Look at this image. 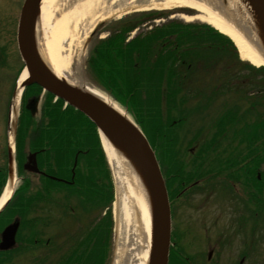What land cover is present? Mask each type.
Masks as SVG:
<instances>
[{
    "label": "trees",
    "instance_id": "trees-1",
    "mask_svg": "<svg viewBox=\"0 0 264 264\" xmlns=\"http://www.w3.org/2000/svg\"><path fill=\"white\" fill-rule=\"evenodd\" d=\"M153 16L154 13H138L123 20L118 32H113L96 44L90 56V65L98 82L129 109L137 123L164 149L170 128L175 126L173 120L182 124L189 116L209 108L225 90L240 92L238 87L208 83V70L222 80H230L240 76V65L253 68L236 59L235 48L226 36L204 25L171 21L125 41L132 28ZM211 53L218 54L219 58ZM259 71L264 74L263 68H259ZM245 77L250 79L248 75ZM258 102L252 101L243 110L234 104L222 110L214 122L217 132L213 136L217 139L224 135V130L231 132L227 133L226 154L233 149L230 146L236 136L240 134V141L247 139L251 148L250 165L246 164L247 156L238 151L235 145L231 156L214 154L216 148L213 146L222 145L212 139L199 145L198 153L203 160L219 164L220 169L234 168L235 176L250 175L253 187L260 191L262 183L257 180L256 174L264 160V109L256 110L249 120L250 112L254 111L251 108ZM261 104L264 106V100ZM77 120L64 119L56 123L60 128H69L74 124L77 130L74 140L91 142V152L87 153V170L77 173L70 192L80 197L84 209L96 206L101 211L109 207L112 200L110 174L94 126L90 122L85 125L78 117ZM240 154L242 157L238 160ZM232 161L236 162L234 166ZM239 162H244V165ZM110 226L108 209L104 216L90 222L75 241L65 247L58 246L54 251L55 259L43 256L37 259L36 264H107L111 247ZM9 262L7 257L0 259V264Z\"/></svg>",
    "mask_w": 264,
    "mask_h": 264
},
{
    "label": "bare ground",
    "instance_id": "bare-ground-1",
    "mask_svg": "<svg viewBox=\"0 0 264 264\" xmlns=\"http://www.w3.org/2000/svg\"><path fill=\"white\" fill-rule=\"evenodd\" d=\"M211 5L204 0H40L36 27L39 53L51 73L58 78L75 82L73 75L67 69L73 46L75 42L79 44L81 37L85 36L97 22L109 16H117L128 9L184 6L198 12L191 17L185 16L186 20L199 19L207 22L232 39L243 59L256 66L264 65V44L257 40L259 31L256 29L253 33L256 41L246 31H238L226 16V12L237 5L235 1L225 11L217 10ZM26 74L25 71L21 72L18 85L25 79ZM76 82L82 83L79 80ZM88 91L101 97L107 104L110 103L109 105L114 109L123 113L121 108L111 102L108 96L101 91L90 86H88ZM101 142L114 175L118 199L116 212L120 213L126 225L138 228V241H143L145 245L140 243L144 247L137 248V255H141V264L143 260L146 264L151 247L152 229V203L147 182L136 173L137 168L129 162L126 154L115 149L106 139H101ZM10 190L11 185H8L0 197V207L7 199ZM121 255L122 251H118V257ZM134 259L132 258L133 261ZM132 260L130 259L128 263L131 264ZM117 263V261L114 262V264Z\"/></svg>",
    "mask_w": 264,
    "mask_h": 264
},
{
    "label": "flooded vegetation",
    "instance_id": "flooded-vegetation-1",
    "mask_svg": "<svg viewBox=\"0 0 264 264\" xmlns=\"http://www.w3.org/2000/svg\"><path fill=\"white\" fill-rule=\"evenodd\" d=\"M20 0L0 1V115L3 116L2 106L9 93V102L13 91L11 85L18 74L19 54L16 45L17 20ZM17 16V18H16ZM18 68L16 72H13ZM3 77H2V75ZM10 80H12L10 82ZM34 89V87L32 88ZM27 96L28 92L23 91ZM34 94H29V96ZM27 103V102H26ZM24 104V111H20V132L26 131V117L30 109ZM20 110V108H19ZM9 114V109H8ZM8 120V118H7ZM7 123V122H6ZM5 128L0 121V180L3 177L4 156L6 144L3 140ZM26 161L25 156L23 157ZM215 182L209 178L203 181L181 179L169 176L167 179V194L170 209V247L167 264H220L225 253L226 245L220 235V213L226 212L230 216V224L225 225L227 241L237 235L243 236V255L238 263L243 264L250 255L251 234V192L239 193L243 197H232L221 204L220 195L214 191ZM4 218L0 216V225ZM248 234V237H247ZM229 263L225 260L221 262Z\"/></svg>",
    "mask_w": 264,
    "mask_h": 264
},
{
    "label": "rangeland",
    "instance_id": "rangeland-1",
    "mask_svg": "<svg viewBox=\"0 0 264 264\" xmlns=\"http://www.w3.org/2000/svg\"><path fill=\"white\" fill-rule=\"evenodd\" d=\"M164 9L165 11H167L164 14L165 15L164 18L157 19V20L156 19L149 20V18L143 19L144 20L143 22L145 23L143 25L140 24V26L136 28V32L134 31L133 34L130 33L129 37H132L140 32L146 31L147 29H149L151 25H156L158 23L160 24L164 21H165V24H167L169 21H178V22L184 23L183 21H186L185 16L191 17V16L198 14V12L195 10L182 9V8L175 7V6L164 8ZM124 15L125 14H122L120 16H115V15L109 16L108 18L97 22L96 25L85 36L81 37L79 44L75 42L73 46V50H72L70 64L67 68L70 71L69 73L73 75L75 81L79 80L83 84H87L89 86L91 85V87L98 89V90L101 88V87L99 88V86L92 85L93 83L91 81L93 79V75L89 73L90 70L84 65L86 64V59L96 39L107 36L108 31H106V29L112 30L118 27L117 25H119V22H118L119 18L123 17ZM134 15L136 14H133L132 17ZM190 21H194V23L196 22L203 23V21L199 19H193ZM19 67H20V62H19ZM86 68H87V71L89 72L86 71ZM239 68L241 69L240 74H239L240 75L239 78L241 80H230L227 84L231 82L232 86H238L239 88H242L241 97L239 96L240 94L236 95L232 91L226 92L228 95L224 94V95L219 96L216 102L211 105L210 110L205 112L204 117L202 119L199 118L198 116H194L188 120L187 125H186L188 129L195 131L197 128H199L200 125L205 124L208 121V119L213 118L219 112L220 109L221 110L223 109L222 103L224 101L227 102L225 106H231L233 103H236L241 108H245L249 106L248 103L250 101V98L252 97V98L258 99L259 101L256 106V109L259 111L264 109V106L261 104V101H263L262 98H264V74L260 73V71L252 72V71H249L248 69H243L241 65L239 66ZM17 70L18 69L15 68L13 72H16ZM244 75L245 76L250 75V79L249 80L244 79ZM11 81L12 80H10V82ZM224 81H227V80H224ZM214 82L215 84H218V82H221V79L218 78V81L216 80ZM222 84L223 83L221 82V85ZM77 85L83 86L80 83H78ZM102 93L105 94V92H102ZM109 99L112 102L114 101L113 98L111 97H109ZM62 109H63V105L60 108V110ZM122 110L124 111L123 108ZM0 121L2 124L3 116L1 115H0ZM200 137L204 138L205 136L201 134ZM151 138L153 139V137ZM191 146H194V145H191ZM156 148L158 150V144H156ZM34 181H35V178L32 177V183ZM112 181H113L114 193H115L114 203L112 205L113 214H114V225H113V234H112V248H111L112 253H111V257H110L108 264H114V262L116 261L118 262L117 264H129L128 262L130 259L132 260V258H135L134 259L135 261L132 260L131 264H141L140 262L141 255H137L138 254L137 248L142 247L143 245H145V243H143V241H138V238H137V234H139L138 228L126 225V222H123V220L121 219L120 213L116 212V204L118 202V199L116 195V185H115L113 173H112ZM45 207L47 208L46 210H49L50 221L52 223L49 227H47L48 229L45 230V233L43 236L44 239H49L51 243L48 246H46L47 249H44L46 252L44 251L43 252L44 254L48 253L50 257L52 258V250L53 249L55 250L57 246L63 243L65 236L68 233L74 236V233L77 231L78 221L76 218H71L70 222H68L69 220L68 217H71V216L66 214V212L64 213V216H63L60 214V211L56 207H54V210L52 206L46 205ZM38 214L44 217L43 212L38 213ZM44 219L46 220L45 217ZM229 219H230L229 217H226L224 220L220 221L219 223L220 229L221 227L224 229L223 226L229 223ZM250 226H251V240L249 243V246L251 248L250 256L248 259H246V261L243 264H264V210H254L253 211L252 216H251ZM140 243H143V245ZM241 246H242V243L240 241L239 243H236L235 247H232L230 250H225L224 251L225 253L222 255L223 259L220 261V264L223 260L227 262L233 261L232 258L237 248H240ZM118 251H122V255L120 257H118ZM140 252L141 251L139 250V253ZM40 253H42L41 250L35 251V252H28L24 254L21 257L20 261L16 264H28L33 259H35L34 257L35 255H38ZM142 264H144V260ZM223 264H230V263H223Z\"/></svg>",
    "mask_w": 264,
    "mask_h": 264
},
{
    "label": "water",
    "instance_id": "water-1",
    "mask_svg": "<svg viewBox=\"0 0 264 264\" xmlns=\"http://www.w3.org/2000/svg\"><path fill=\"white\" fill-rule=\"evenodd\" d=\"M247 1L252 12L250 15L245 14L247 18H242V23L250 29L252 35L257 29L260 33L257 39L264 44V0ZM36 9L37 0L25 1L23 15L28 20L20 21V29L23 26L30 29L33 19L29 18L35 16ZM18 36L22 53L28 63L30 80L41 83L87 115L96 124L105 139L115 149L126 154L130 163L137 168L136 173L147 182L152 203V228L155 239V251L150 255V264H165L168 207L163 181L147 141L133 123L105 102L55 78L36 52L32 35L27 34L25 38L19 30ZM12 226L13 228H11ZM9 228L11 239H4L0 244L1 249L8 248L13 243L15 226L11 225L6 229Z\"/></svg>",
    "mask_w": 264,
    "mask_h": 264
}]
</instances>
